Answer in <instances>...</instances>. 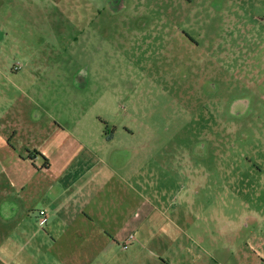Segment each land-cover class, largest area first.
I'll return each mask as SVG.
<instances>
[{
    "label": "rangeland",
    "instance_id": "1",
    "mask_svg": "<svg viewBox=\"0 0 264 264\" xmlns=\"http://www.w3.org/2000/svg\"><path fill=\"white\" fill-rule=\"evenodd\" d=\"M110 1L0 0V264L65 254L42 213L72 179L48 161L132 152L115 209L179 226L210 264H264V0ZM94 118L112 139L62 152Z\"/></svg>",
    "mask_w": 264,
    "mask_h": 264
},
{
    "label": "crops",
    "instance_id": "2",
    "mask_svg": "<svg viewBox=\"0 0 264 264\" xmlns=\"http://www.w3.org/2000/svg\"><path fill=\"white\" fill-rule=\"evenodd\" d=\"M261 20L264 22V17ZM71 117L75 121L86 119L85 114H72ZM92 120L94 127L91 132L95 133V139L89 142L85 138L87 129L74 130L70 137L64 140L62 152L65 151V153L74 155L77 148H83V151L87 152L91 158L94 157L91 152L95 149L93 144L96 141L105 142L112 139L114 133H116L115 127L109 133L108 127L104 130L102 128L103 124L100 127L96 122V118ZM76 123L74 127H78ZM59 128L66 131L67 127L59 126ZM78 131L84 137H80L77 134ZM124 152L126 151L124 150ZM129 155L127 159L116 160L115 162L98 156L95 160L91 158L85 162L76 161L69 166L70 161L65 156L64 165H61L63 166L62 170L59 168L60 164L48 161L47 171L52 172V169H54V176L62 173L64 177L67 175V178L72 179L69 184L68 179L64 192H60L54 199V203L60 202L59 206L56 207L54 204V211L48 208L47 213H42L46 224L53 216L52 222L57 221L64 232L70 233L65 235L67 238L65 254L54 259L56 263L210 264L209 257L200 258L197 255H189L184 242L181 241L182 238L188 237L179 226H170L169 229V226L164 224L146 225L148 216L144 215L145 212H142L141 209L133 207L122 211L113 207L116 201L121 202L123 200L127 202L128 199L127 189L124 191L123 196L118 193L120 190L117 180L126 182L129 178H133L135 174H139L135 171L136 166L131 165L134 152H132V157H129ZM64 167H67V170ZM68 171L69 174H67ZM68 190L73 191L67 193ZM52 203L53 201L49 205H52ZM74 203H77L76 208H73ZM172 228L175 229V235L171 233ZM130 235L134 236V240L130 242L127 250H123L121 244ZM144 244L159 245L158 248L161 250V254L155 257L144 255L142 252ZM247 246L248 243L246 242L245 247ZM121 252H128V254L120 256L119 253ZM208 255H210V252L206 251V256ZM213 259L211 257V264H214Z\"/></svg>",
    "mask_w": 264,
    "mask_h": 264
},
{
    "label": "built area",
    "instance_id": "3",
    "mask_svg": "<svg viewBox=\"0 0 264 264\" xmlns=\"http://www.w3.org/2000/svg\"><path fill=\"white\" fill-rule=\"evenodd\" d=\"M17 68L19 69L20 66H17ZM132 240H134V236H133V235L128 236L127 240L121 244V248H122L123 250H127L128 247H129V244H130V242H131Z\"/></svg>",
    "mask_w": 264,
    "mask_h": 264
},
{
    "label": "flooded vegetation",
    "instance_id": "4",
    "mask_svg": "<svg viewBox=\"0 0 264 264\" xmlns=\"http://www.w3.org/2000/svg\"><path fill=\"white\" fill-rule=\"evenodd\" d=\"M115 1H117V0H113L112 2H111V1H110V2H111V3H114Z\"/></svg>",
    "mask_w": 264,
    "mask_h": 264
}]
</instances>
